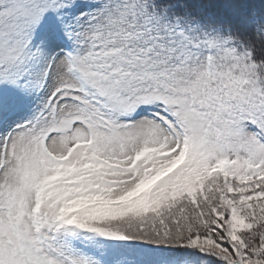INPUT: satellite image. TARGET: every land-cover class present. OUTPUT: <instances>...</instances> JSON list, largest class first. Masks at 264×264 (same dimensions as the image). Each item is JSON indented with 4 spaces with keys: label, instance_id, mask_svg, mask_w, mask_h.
<instances>
[{
    "label": "snow or ice",
    "instance_id": "6c2138e0",
    "mask_svg": "<svg viewBox=\"0 0 264 264\" xmlns=\"http://www.w3.org/2000/svg\"><path fill=\"white\" fill-rule=\"evenodd\" d=\"M0 264H264V0H0Z\"/></svg>",
    "mask_w": 264,
    "mask_h": 264
}]
</instances>
